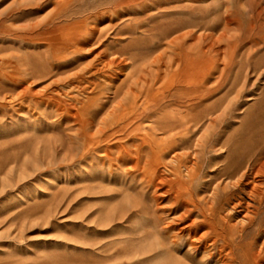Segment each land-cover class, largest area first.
<instances>
[{"label": "bare ground", "instance_id": "6f19581e", "mask_svg": "<svg viewBox=\"0 0 264 264\" xmlns=\"http://www.w3.org/2000/svg\"><path fill=\"white\" fill-rule=\"evenodd\" d=\"M184 1L182 10L201 9L195 4L202 0H120L112 9L91 15L81 8L87 0H56L58 17L48 21L43 32L49 75L54 76L57 63L66 57L102 46L112 29L132 19L134 12ZM126 8L129 17L112 24V17ZM107 15L108 26L99 25ZM232 21L228 18L218 34L207 32L205 17L167 25L158 40L168 39V47L179 50L167 60L162 54L126 57L125 50H100L83 68L68 74L56 70L46 87L52 86L51 91L35 93L29 100L23 96L33 90V83L7 73L6 61L0 59V107L33 103L32 109H37L45 104V110H53L52 121L73 119L81 159L99 152L104 164L125 166L124 173L141 176L162 211V225L155 232L160 236L157 249L186 248L178 264L200 254L197 264H264V135L260 142H232L233 136L223 140L217 128L240 109L243 93L255 83L250 85L246 78L240 90L210 102L234 67L251 59V54L238 55L239 39L253 46L264 44V24L261 33H255L257 19L233 42L227 36ZM140 22L136 18L125 25L137 29ZM119 34L110 38L117 40ZM21 37L29 39V34ZM138 59L157 65L151 79L123 68ZM259 116L264 121V110ZM224 156L222 164L214 162Z\"/></svg>", "mask_w": 264, "mask_h": 264}, {"label": "rangeland", "instance_id": "374dc122", "mask_svg": "<svg viewBox=\"0 0 264 264\" xmlns=\"http://www.w3.org/2000/svg\"><path fill=\"white\" fill-rule=\"evenodd\" d=\"M87 1L81 8L93 15L112 9L120 0ZM55 2L0 0V59L6 61L3 69L7 73L33 83V90L23 96L26 100L35 93L48 94L52 86L46 87L56 73L68 74L85 67L90 55L103 49L108 53L125 50L126 57L162 54L167 60L172 51L179 50L168 47V39L158 40L160 30L180 20L199 22L205 17L207 32L218 34L231 18L227 36L233 42L243 36L251 20L257 19L255 33H261L260 25L264 24V0H202L195 4L201 9L193 13L180 8L185 1L148 12L139 10L124 25L112 29L110 37L120 32L117 40L107 36L93 51L84 49L66 57L51 76L45 67L49 48L43 32L47 22L58 17ZM126 11L112 15V24L129 17ZM166 12L168 16L161 15ZM103 18L98 20L101 26L111 17ZM136 18L141 19L137 29L125 25ZM155 25L159 27L152 30ZM24 34H29V39L22 38ZM238 43V55L251 54V59L234 67L229 81L210 102L234 94L246 78L250 85L255 83L243 93L240 109L217 128L221 127L223 140L233 136L232 142H260L264 135V121L259 116L264 110V44L253 46L240 39ZM129 61L123 68L137 70L146 79L157 70V65H150L151 59ZM251 96L254 99L247 100ZM33 105L0 107V264H178L177 258L186 248L181 252L157 249L160 236L155 232L162 225V211L141 176L124 173L125 166L104 164L99 152L81 159L73 119L54 122L51 108L45 110L42 104L32 109ZM109 107L100 109L96 119ZM40 109L44 113H39ZM225 159L214 162L220 165ZM200 257L182 263L197 264Z\"/></svg>", "mask_w": 264, "mask_h": 264}]
</instances>
